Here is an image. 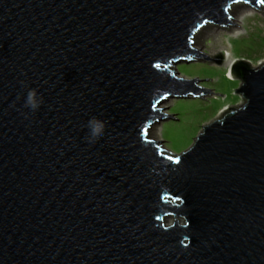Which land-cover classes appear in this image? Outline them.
Returning a JSON list of instances; mask_svg holds the SVG:
<instances>
[{
	"label": "water",
	"instance_id": "1",
	"mask_svg": "<svg viewBox=\"0 0 264 264\" xmlns=\"http://www.w3.org/2000/svg\"><path fill=\"white\" fill-rule=\"evenodd\" d=\"M231 1L0 0V264H264V62L186 151L149 135Z\"/></svg>",
	"mask_w": 264,
	"mask_h": 264
},
{
	"label": "rangeland",
	"instance_id": "2",
	"mask_svg": "<svg viewBox=\"0 0 264 264\" xmlns=\"http://www.w3.org/2000/svg\"><path fill=\"white\" fill-rule=\"evenodd\" d=\"M240 4L245 7L237 9L233 5L228 12V20L233 19V24L204 25L192 40L193 49L209 59H216L219 55L222 58L220 64L200 58L171 65L176 76L188 81L202 80L196 81L195 86L210 92L199 93L201 97L168 98L159 107L171 118L165 117L157 122L150 128L149 135L152 140L161 141L163 149L172 155L186 151L191 146V136H197L203 125L240 106L241 94L232 90L236 83L240 85L242 82L229 77L230 66L226 60L232 64L243 59L250 63V67L264 62V4H258V9L249 3Z\"/></svg>",
	"mask_w": 264,
	"mask_h": 264
},
{
	"label": "clouds",
	"instance_id": "3",
	"mask_svg": "<svg viewBox=\"0 0 264 264\" xmlns=\"http://www.w3.org/2000/svg\"><path fill=\"white\" fill-rule=\"evenodd\" d=\"M42 98L38 97V94L35 89H30L27 93L26 100H25V107L30 108L31 110L35 111L39 108L40 104L42 103ZM88 126L90 128V135L92 137H98L102 134L104 129L103 122L92 118L88 122Z\"/></svg>",
	"mask_w": 264,
	"mask_h": 264
},
{
	"label": "bare ground",
	"instance_id": "4",
	"mask_svg": "<svg viewBox=\"0 0 264 264\" xmlns=\"http://www.w3.org/2000/svg\"><path fill=\"white\" fill-rule=\"evenodd\" d=\"M235 7H237V9H240V8H243V7H245L244 5H241L240 3H237V4H235ZM230 22H234V20L232 19V21H230ZM208 26H211V27H214V25L213 24H206L204 27H208ZM203 27V28H204ZM202 28V29H203ZM201 29V30H202ZM215 31H217V30H215ZM237 31V30H236ZM201 32V31H200ZM198 34H199V32H198ZM197 35V34H196ZM193 61V60H192ZM232 62V61H231ZM231 62H230V60H226V63L230 66V64H231ZM178 76V75H177ZM179 77V76H178ZM229 77L231 78V75H230V73H229ZM180 78V77H179ZM168 101V98H166L165 99V101H163L162 103H160V105H158V107H160L163 103H165V102H167ZM226 110V109H225ZM158 123H160V121L158 122ZM156 124V123H155ZM155 124H153V126L155 125Z\"/></svg>",
	"mask_w": 264,
	"mask_h": 264
},
{
	"label": "snow or ice",
	"instance_id": "5",
	"mask_svg": "<svg viewBox=\"0 0 264 264\" xmlns=\"http://www.w3.org/2000/svg\"><path fill=\"white\" fill-rule=\"evenodd\" d=\"M248 0H245V3H247ZM257 4H264V0H256ZM228 9L226 8L225 11H227ZM161 99H163V97H161ZM156 105H153V107H155ZM171 159V158H170Z\"/></svg>",
	"mask_w": 264,
	"mask_h": 264
},
{
	"label": "trees",
	"instance_id": "6",
	"mask_svg": "<svg viewBox=\"0 0 264 264\" xmlns=\"http://www.w3.org/2000/svg\"><path fill=\"white\" fill-rule=\"evenodd\" d=\"M242 62H238L236 65H234L233 67H232V70L234 71V69L239 65V64H241Z\"/></svg>",
	"mask_w": 264,
	"mask_h": 264
}]
</instances>
